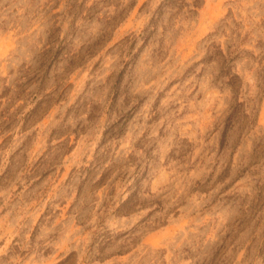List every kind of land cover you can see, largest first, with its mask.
I'll return each instance as SVG.
<instances>
[{
    "label": "rangeland",
    "instance_id": "374dc122",
    "mask_svg": "<svg viewBox=\"0 0 264 264\" xmlns=\"http://www.w3.org/2000/svg\"><path fill=\"white\" fill-rule=\"evenodd\" d=\"M0 264H264V0H0Z\"/></svg>",
    "mask_w": 264,
    "mask_h": 264
}]
</instances>
